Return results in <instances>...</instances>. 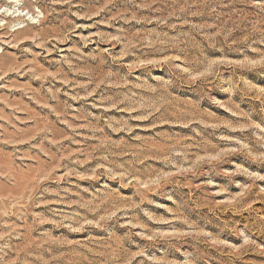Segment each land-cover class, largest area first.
Here are the masks:
<instances>
[{
  "label": "rangeland",
  "instance_id": "obj_1",
  "mask_svg": "<svg viewBox=\"0 0 264 264\" xmlns=\"http://www.w3.org/2000/svg\"><path fill=\"white\" fill-rule=\"evenodd\" d=\"M16 1L0 264H264V0Z\"/></svg>",
  "mask_w": 264,
  "mask_h": 264
},
{
  "label": "bare ground",
  "instance_id": "obj_2",
  "mask_svg": "<svg viewBox=\"0 0 264 264\" xmlns=\"http://www.w3.org/2000/svg\"><path fill=\"white\" fill-rule=\"evenodd\" d=\"M0 1H3L4 3L8 4V5H14V7H16V3L17 1L16 0H0ZM2 9V8H1ZM10 10V9H9ZM17 10L14 11L13 13H9L7 11H0V16H3L4 18H6L7 20L8 19H14L16 18V21L19 20L21 17H23L22 15L20 14H17ZM24 18V17H23ZM4 21V20H3ZM0 22H2V20H0ZM5 25H7L6 23H4ZM21 28H18L16 29L15 31L17 30H20ZM24 30V29H23ZM21 34V33H20Z\"/></svg>",
  "mask_w": 264,
  "mask_h": 264
}]
</instances>
